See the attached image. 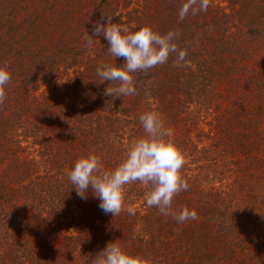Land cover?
<instances>
[{
    "label": "trees",
    "instance_id": "1",
    "mask_svg": "<svg viewBox=\"0 0 264 264\" xmlns=\"http://www.w3.org/2000/svg\"><path fill=\"white\" fill-rule=\"evenodd\" d=\"M183 2L0 0V67L11 73L0 103V264H89L113 241L144 264H264V0H210L180 21ZM107 16L131 31L179 32L185 61L173 54L134 73L133 96L104 95L110 81L97 84V68L124 59L103 36L86 40ZM147 112L186 158L189 187L172 209L196 220L148 207L139 181L113 217L71 185L81 157L115 169L146 135Z\"/></svg>",
    "mask_w": 264,
    "mask_h": 264
},
{
    "label": "clouds",
    "instance_id": "2",
    "mask_svg": "<svg viewBox=\"0 0 264 264\" xmlns=\"http://www.w3.org/2000/svg\"><path fill=\"white\" fill-rule=\"evenodd\" d=\"M209 5L210 0H184L178 10V18L183 21L188 15L206 12ZM100 36L108 41V51L112 57L124 59L120 65L103 64L97 68L99 79L94 81L97 84L110 81L103 94L113 98L136 94L134 73L147 72L164 64L173 54L176 55L175 64L179 66L187 56V50L178 49L175 43L180 33L171 30L161 34L145 25L131 31L125 23H113L112 17L107 16L106 23L95 24L93 35L87 37V46L93 45L92 37L100 42ZM10 80L9 70L0 67V103L6 97V86ZM139 119L146 135L130 147L126 158L115 169L105 171L95 154L81 157L75 162L68 177L77 196L86 200L91 191L93 197L99 199L100 209L113 217L124 210L125 185L139 181L150 188L145 196L148 207H156L162 215H171L179 223L198 219L195 210L185 207L175 212L172 209L174 197L189 187L181 176V169L186 163L184 153L166 139L170 133L158 113L147 112ZM126 211L129 215H135V209L131 206ZM89 264H144V261L113 241L108 242Z\"/></svg>",
    "mask_w": 264,
    "mask_h": 264
},
{
    "label": "rangeland",
    "instance_id": "3",
    "mask_svg": "<svg viewBox=\"0 0 264 264\" xmlns=\"http://www.w3.org/2000/svg\"><path fill=\"white\" fill-rule=\"evenodd\" d=\"M42 87H45V85H42Z\"/></svg>",
    "mask_w": 264,
    "mask_h": 264
}]
</instances>
